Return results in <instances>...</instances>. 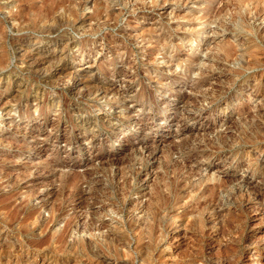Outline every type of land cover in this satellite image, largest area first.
I'll list each match as a JSON object with an SVG mask.
<instances>
[{"label":"rangeland","instance_id":"374dc122","mask_svg":"<svg viewBox=\"0 0 264 264\" xmlns=\"http://www.w3.org/2000/svg\"><path fill=\"white\" fill-rule=\"evenodd\" d=\"M185 1L0 0V264L264 259V1Z\"/></svg>","mask_w":264,"mask_h":264},{"label":"bare ground","instance_id":"6f19581e","mask_svg":"<svg viewBox=\"0 0 264 264\" xmlns=\"http://www.w3.org/2000/svg\"><path fill=\"white\" fill-rule=\"evenodd\" d=\"M46 1L49 2V0H46ZM155 1H156V0H155ZM184 1H185V0H184ZM203 1L205 2V1H209V0H203ZM234 1H235V0H234ZM263 1H264V0H238V1H237V3H238V4H237V7H236V6H234V7L238 8V10H241V9H242V6H244L246 3H247V4L249 3V4H252V5H255V6L257 7V5H258L260 2L263 3ZM84 2H85V1H84ZM84 2H83L82 4H84ZM153 2H154V1H153ZM185 2H186V1H185ZM205 3H206V2H205ZM262 3H261V4H262ZM261 4H260V5H261ZM262 5H263V4H262ZM84 6H85V5H84ZM245 6H246V5H245ZM249 6H250V5H249ZM102 7H104V6H102ZM246 7H247V6H246ZM256 7H255V8H256ZM258 7H259V5H258ZM260 7H261V6H260ZM260 7H259V9H262V7H261V8H260ZM104 9H105V8H104ZM104 9H103V10H104ZM247 9H248V8H247ZM251 9H252V8H251ZM257 9H258V8H256V10H257ZM259 9H258V10H259ZM235 10H236V9H235ZM238 10H237V11H238ZM256 10H255V11H256ZM46 11H48V9H47ZM260 11H261V10H260ZM262 11H264V10H262ZM112 12H113V11H112ZM44 13H45V12H44ZM44 13H43L41 16H38V17H39L38 19L40 20V22L44 21V20H45V17H46L48 20L54 18V17L52 18V16H50L51 12H50V13H49V12H46L45 14H44ZM256 13H257V12H256ZM258 13H259V12H258ZM98 14H100V11H99ZM98 14H97V16H98ZM254 14H255V13H254ZM255 15L257 16V14H255ZM10 17H11V16H10ZM239 17H240V16L238 15V12H236V14H235L234 16H232L231 19H229V21H230V25L233 26V27L235 26V29H236V28H240V27H239V24H240V23L238 22L239 19H240ZM11 18H13V20H14V19H17V18L22 19L23 17L20 16V11H19V13H14V14L12 15ZM36 18H37V17H36ZM11 20H12V19H11ZM227 20H228V19H227ZM53 22H54V21H53ZM226 25H227V24H226ZM230 25H229V26H230ZM20 27H22V24H20ZM20 27L18 26L19 29H21ZM22 28H23V27H22ZM49 28L51 29V27H49ZM242 28H244V27H242ZM19 29H18V30H19ZM227 29H228V27H227ZM248 29H250V28H248ZM228 30H229V29H228ZM246 31H247V30H246ZM197 32H198V31H197ZM249 32H250V31H249ZM235 33H236V32H235ZM250 33H251V32H250ZM256 33H257V31H256ZM198 34H199V33H198ZM260 34H261V33H260ZM184 36H185V35H184ZM188 36H189V35H188ZM192 36H193V35H192ZM199 36H200V35H195V36H194V39L197 40V41H201V37H199ZM259 36H260V35H259ZM261 36H262V35H261ZM263 37H264V36H263ZM188 38H189V37H188ZM185 40H186V39H185ZM191 40H192V39H191ZM186 41H187V40H186ZM217 46H218V45H217ZM218 49H219V48H218ZM155 50H156V49H155ZM218 51H219V50H218ZM231 52H232V47H231V48H228V49L225 50V53L227 54V56H232V58H234V57H233V54L231 55ZM233 52H234V51H233ZM237 53H238V52H237ZM220 55H221V54H220ZM236 55H237V54L235 53L234 56H236ZM237 56H238V55H237ZM190 57H191V56H190ZM193 57H194V56H193ZM238 57H239V56H238ZM243 57H244V56H243ZM219 59H220V58H219ZM223 59H224V58H223ZM234 59H235V58H234ZM234 59H233V62H234ZM225 60H227V59H225ZM225 60H224V61H225ZM235 60H238V58L235 59ZM189 61H190V59H189ZM227 61H228V60H227ZM246 70H247V69H246ZM248 70H249V69H248ZM255 70H256V69H255ZM182 76H183V75H182ZM189 77H190V76H189ZM189 77H187V78H189ZM180 79H181V78H180ZM182 79H184V78H182ZM256 79H258V78H256ZM255 81H256V80H255ZM257 81H258V80H257ZM159 83H160V82H159ZM162 85H163V84H162ZM164 85H165V84H164ZM254 86H255V85H254ZM160 87H161V86H160ZM163 89H164V88H163ZM163 91H164V90H163ZM196 91H197V90H196ZM218 95H219V93H218ZM115 96H116V95H115ZM140 96H141V95H140ZM217 97H218V96H217ZM138 98H139V97H138ZM140 98H141V97H140ZM139 100H140V99H139ZM143 100H144V99H143ZM141 101H142V100H141ZM224 108H225V107H224ZM23 109H24V108H23ZM28 111H29V110H28ZM21 112H22V111H21ZM23 115H24V114H23ZM240 121H241V120H240ZM245 121H248V120L245 119ZM252 121H253V120H252ZM250 122H251V121H250ZM246 123H247V122H246ZM248 123H249V121H248ZM248 123H247V125H248ZM244 124H245V123H244ZM252 124H253V123H252ZM252 124H251V125H252ZM251 125H250V126H251ZM240 126H241V125H240ZM249 153H250V152H249ZM248 162H249V163H248ZM248 162H247L248 164H247V166H246L245 168H246V169L248 168V169H250L251 171H254L255 169H254V168L252 169V167H251L252 165H251V163H250V159H249ZM262 167H263V166H262ZM73 176H74V175H73ZM228 178H229V177H228ZM261 178H264V175H263V177H261ZM206 179H207V178H206ZM201 180H202V179H201ZM203 180H204V179H203ZM203 180H202V181H203ZM207 180H209V179H207ZM222 180H223V179H222ZM224 180H225V179H224ZM210 181H211V180H210ZM230 181H231V180H230ZM230 181L226 180V181L220 182V184H218V185H217L218 182H217V183L215 182L216 184H215V183H214L215 185L212 184V185H211L212 187H210V188H212V189H213V188H217V189H219V188H220V189H221V188H228V185L230 184ZM233 188H234V187H233ZM238 188H239V187H238ZM217 189H216V190H217ZM209 190H210V189H209ZM225 190H226V189H225ZM212 191H213V190H212ZM212 191H209V192H212ZM217 191H218V190H217ZM227 191H228V190H227ZM237 191H239V190H237ZM241 191H242V190H241ZM220 192H221V191H220ZM223 192H224V191H223ZM232 194H233V193H232ZM234 194H235V193H234ZM236 194H237V193H236ZM214 195H215V193H214ZM217 195H218V194H217ZM219 195H220V194H219ZM219 195H218V196H219ZM212 196H213V195H212ZM241 196H242V192H241ZM241 196H240V194H239V197H241ZM213 198H214V197H213ZM214 200H215V198H214ZM211 201H212V200H211ZM262 202L264 203V195L262 196ZM260 212L263 213V215H264V207H263V209H262ZM261 218H262V216H261ZM263 218H264V216H263ZM63 236H64V232H62L61 235H60L61 239L63 238ZM72 241H73V242H72ZM72 241H71L72 243H70V245H77V246H80V248H81L82 245H83V244H81V242H80V241H82V240L79 241V240H74V239H73ZM85 242H87V240H86ZM82 243H83V242H82ZM88 243H89V242H88ZM87 247H88V246H87ZM89 249H90V248H89ZM82 250H83V248H82ZM83 251H84V250H83ZM87 251H88V250H87ZM84 254H85V253H84ZM0 255H1V254H0ZM254 256H255V255H254ZM241 257H242V256H241ZM237 258H238V257H237ZM8 260H9V259H8ZM10 261H11V259H10ZM3 262H4V261H3ZM5 262H6V261H5ZM232 262H233V261H232ZM234 262H235V261H234ZM1 263H2V262H1ZM251 263H252V262H251ZM251 263L249 262V263H247V264H251ZM5 264H6V263H5ZM256 264H257V263H256ZM258 264H264V259H263V260H260V262H258Z\"/></svg>","mask_w":264,"mask_h":264}]
</instances>
